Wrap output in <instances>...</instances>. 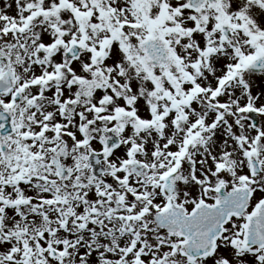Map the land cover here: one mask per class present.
<instances>
[{"label":"snow or ice","instance_id":"snow-or-ice-1","mask_svg":"<svg viewBox=\"0 0 264 264\" xmlns=\"http://www.w3.org/2000/svg\"><path fill=\"white\" fill-rule=\"evenodd\" d=\"M0 264H264V0H0Z\"/></svg>","mask_w":264,"mask_h":264}]
</instances>
